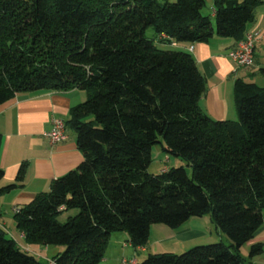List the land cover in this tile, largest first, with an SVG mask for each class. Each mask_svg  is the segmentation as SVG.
Instances as JSON below:
<instances>
[{"label": "trees", "instance_id": "obj_1", "mask_svg": "<svg viewBox=\"0 0 264 264\" xmlns=\"http://www.w3.org/2000/svg\"><path fill=\"white\" fill-rule=\"evenodd\" d=\"M162 1L0 0V104L21 92L86 94L68 120L82 161L13 214L27 245L61 247L54 264H101L113 233L143 247L152 225L176 229L206 214L229 244L136 264H247L240 249L264 219V85L237 79L236 120L213 119L200 106L205 79L194 57L175 46L241 40L263 0H213L215 24L205 0ZM161 141L191 175L181 165L148 172ZM24 172L21 164L0 193ZM68 210L75 215L60 222ZM28 251L0 227V264H49ZM263 251L254 243L248 257Z\"/></svg>", "mask_w": 264, "mask_h": 264}, {"label": "crops", "instance_id": "obj_2", "mask_svg": "<svg viewBox=\"0 0 264 264\" xmlns=\"http://www.w3.org/2000/svg\"><path fill=\"white\" fill-rule=\"evenodd\" d=\"M205 1L210 13H203L210 14L213 20V0ZM246 31L264 35V0L256 7L254 18L246 25ZM236 43V39L214 35L208 42L175 46L194 57L205 79V91L200 99V106L216 120H236L233 89L237 79L264 85V36L256 42L254 64L247 69L239 68L226 54ZM160 46L166 47L163 44ZM85 99L84 91L72 89L62 92H21L0 104V168L4 172L0 187L14 182L21 164H25L20 185L9 193H0V227L15 241L17 237L26 245L23 234L16 229L14 210L28 204L37 193L47 191L53 179L74 169L83 159L76 145V135L68 120L71 108ZM53 118H60L67 123L66 139L57 143H50L43 136V133L50 129ZM153 231L161 243L175 240L191 244L189 247L226 239L212 222L210 214L192 217L176 229L168 228L164 224H154L151 226L149 237ZM257 242L264 246V219L251 240L240 249L247 264H264V251L251 259L248 257L250 246ZM148 243L143 247L134 248L125 232H117L110 235L107 249H116V246L123 245L125 249H131L132 253L129 256L118 255L116 264H122L123 258L133 257L137 263L148 254H154L146 253ZM229 243L230 241L227 244ZM28 248L30 249V246ZM35 250L43 257L37 249ZM55 250L59 252L61 247L58 246Z\"/></svg>", "mask_w": 264, "mask_h": 264}, {"label": "rangeland", "instance_id": "obj_3", "mask_svg": "<svg viewBox=\"0 0 264 264\" xmlns=\"http://www.w3.org/2000/svg\"><path fill=\"white\" fill-rule=\"evenodd\" d=\"M161 2H163L162 0H160ZM172 1V0H170ZM207 12L210 13V8L209 6L206 4L204 7L203 12ZM212 22L215 24V22L212 20ZM152 33L151 29H147L146 31V35L150 36ZM160 45V44H159ZM161 140V139H160ZM162 144L158 143L152 146L151 148V152H150V163L148 165V172L156 174V173H160V171L163 168H170V167H176V166H183L186 170V172L191 175V168L189 166H187V163L184 162L181 159H178L177 157H174L173 155L167 154L163 151L162 146L164 145L163 141H161ZM76 210H68L66 212L61 213L58 216V219L60 222H64L67 217L75 215ZM169 228V227H168ZM174 229V228H171ZM18 234V233H17ZM226 239L223 240L224 244H227L229 239H227V237H225ZM17 243H19V245H21V248H28V246H30L29 249V253L33 254L38 260L40 261H46V257H51L53 254H55L56 252V248L58 246H46V249H44L45 246L43 245H24L22 244V242L20 240H18L17 237H15ZM148 249L146 251V253L152 252V253H158V252H175V253H180L183 252L185 250H187L188 248H190L189 246L191 244H186V243H181V242H177L175 240H168L167 242H163L161 243L160 241H158V237L155 235L154 231L152 232V234L149 237V241H148ZM213 242H219V240H215ZM212 243V242H210ZM188 247V248H187ZM38 250V253H40L43 257L39 256V254H37L36 250ZM132 250L131 249H125V247L122 246H116V249H106L105 251V255L104 258L101 261V264H116V260L118 259V255L122 254V255H126L129 256L131 255ZM147 255V254H145ZM131 259H135L134 257ZM140 259V257H139ZM141 261V260H140Z\"/></svg>", "mask_w": 264, "mask_h": 264}, {"label": "built area", "instance_id": "obj_4", "mask_svg": "<svg viewBox=\"0 0 264 264\" xmlns=\"http://www.w3.org/2000/svg\"><path fill=\"white\" fill-rule=\"evenodd\" d=\"M264 35L257 34L254 31H246L241 40L237 41L236 45L227 50V56L239 67L250 68L254 64V48L258 40ZM43 136L50 143H57L66 139V124L65 121L60 118H53L51 121V127L49 130L43 133ZM166 168H163L165 170ZM18 209H15L17 211ZM21 247L20 245H18ZM27 250V248H24ZM49 264H54L50 258L46 259ZM122 264H136V259H122Z\"/></svg>", "mask_w": 264, "mask_h": 264}]
</instances>
